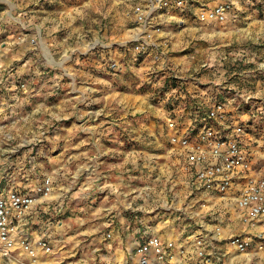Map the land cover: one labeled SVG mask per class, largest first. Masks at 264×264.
<instances>
[{"label":"rangeland","instance_id":"rangeland-1","mask_svg":"<svg viewBox=\"0 0 264 264\" xmlns=\"http://www.w3.org/2000/svg\"><path fill=\"white\" fill-rule=\"evenodd\" d=\"M136 1L0 0V187L6 188L8 180L6 149H14L15 154L20 153L25 165L29 159L35 164H38V158L45 159L43 166L47 169H50V159L46 158L48 154H52L54 160L51 168L56 167L53 175L46 174V171L41 176L53 181V190L46 198L49 199L54 191L67 193L65 202L71 199L73 204L69 208L68 203L65 204L57 213L39 210L38 218L47 219V225L52 231L64 220L63 232L67 233V238L72 239L74 235L81 234V238L73 242L77 245L76 248L93 242L96 246L94 249H98L95 252L93 250L92 261L95 264L103 262L109 254V250L105 248L111 235L103 225L98 228L99 225L83 222V197L79 194L75 198L71 196L73 188L81 185L79 182L86 178V171L82 166H75L79 175L74 177L67 170V138L106 135L121 137L123 142L133 136L151 139L149 144L135 145L140 155L139 164L145 174L139 184L153 185L151 189L142 188L137 194L142 197L147 195L150 205L159 206L157 203L165 198L168 206L171 204L179 207L183 198L176 191L180 183L178 166L173 162V157L170 160L168 158L171 150L161 122L162 112L152 106V113L148 114L146 110H137L135 107L141 103L147 106L155 97L150 89L149 73L157 71L151 78L156 75L162 77L161 73L177 74L187 77V80L198 78L197 81L201 83L204 79L207 82L210 80L208 75H211L214 68L230 71L233 67L239 73L248 70L244 72L249 75L253 87H256L258 81L263 87L264 81V59H257L258 50L264 45L261 42L264 32L254 36L255 41H250L249 46H246L252 50L256 61L253 57L246 59L245 55H250L246 48L238 49L239 46L229 45L223 46L224 49L221 47L223 51L213 60L215 51L212 46L225 42L227 30L222 27L227 23L201 25L193 19H186L184 26L180 28L172 22L167 57L170 63L167 68L170 70L154 69L156 65L150 59L135 57L129 49L110 47L109 45L129 36L132 27L130 15ZM98 43H106L109 47L103 49ZM94 44L97 46L94 47ZM91 52L93 55L89 56ZM240 57L243 61H237ZM168 80L169 78L162 80V83H167ZM211 83L201 86L212 85ZM262 90H256L253 96L264 104V96L260 94ZM215 96L223 100L226 94ZM125 98H129L131 102ZM142 99L145 101L142 102ZM120 105H123L125 113L124 123H120ZM255 116L257 120L251 125L248 136L264 146V120L260 121L256 112ZM148 120L151 122L147 127ZM126 145L124 143L122 146L127 148ZM143 153L150 157L143 156ZM147 167L150 169L148 173L145 172ZM260 168H263L264 175V162ZM73 179L78 181L75 187ZM164 183L167 187H177L175 190L167 188L162 193L161 185ZM33 187L34 185H30L28 191H32ZM139 199L138 204L143 202ZM180 211H183L182 208ZM91 232L94 233L88 234ZM214 243L216 246L212 248ZM224 243V239L218 243L211 242L210 249L219 251L225 258L222 250ZM182 250H188V244L183 245ZM110 251L114 253L113 248ZM243 261L233 258L234 264H241ZM246 263L264 264V260L254 259Z\"/></svg>","mask_w":264,"mask_h":264},{"label":"crops","instance_id":"crops-1","mask_svg":"<svg viewBox=\"0 0 264 264\" xmlns=\"http://www.w3.org/2000/svg\"><path fill=\"white\" fill-rule=\"evenodd\" d=\"M202 1L207 4H211L225 2L228 0ZM230 1H232L235 5V10L233 11L234 19L222 27L227 30L226 39H224L225 42H222L223 44L218 43L212 46L215 51L213 52V54H215L213 56V60H215V58L223 51L221 47L224 49L225 47L223 46L229 45L232 47L239 46L237 47L238 49L246 48L247 54L250 53V55H245L246 59L248 60L250 59L249 57H253L256 61V56L251 53L252 50L246 46H249L250 41H255L254 36L256 37L264 32V0ZM192 11L194 12L193 9ZM184 16L185 15H182L181 17ZM178 17V13L176 12L175 19L169 21L170 23L168 22L167 32L165 33L167 39L170 37L172 32V26H170V24L172 22L178 24L180 20ZM130 18L132 27L130 29L129 36L126 39L120 40L118 43L109 45L110 47L115 46L116 48L118 46L120 49H123V43L128 42L136 34L137 29L133 16L130 15ZM184 21L185 19H183V24H178V27H183L185 23ZM261 42L263 43L264 39H262ZM95 44L93 45L94 47L97 46ZM99 44L100 43H98V45ZM99 46L103 49H107L108 45L106 43H101ZM258 54L259 57L257 59H264V45H261V48L258 50ZM91 55H93V52L89 54V56ZM241 60H243V58L240 57L237 61ZM169 64L170 63L168 62L167 65L169 66ZM217 68H214V71L210 73L211 75H208L210 76V80L208 82H212V85H209L210 87H217L218 89L236 92L243 96L249 93L254 94L256 93V90L263 89V92L261 93L260 91V94L262 97L264 96V81L263 87L260 81L256 83V87H253V83L250 81L249 75L244 72L248 70H243L239 73L235 72L233 67L230 68L232 69L230 71ZM155 69L159 70L160 68L155 67ZM154 72L157 71L152 70L148 75V79L151 84L150 89L152 90L153 95L156 93V89L163 84L162 80H166L171 76L161 73L163 75L162 77L159 75L158 78L156 75V77L151 78V75ZM160 78H162V80ZM197 79L198 78H191L189 80L190 82H188V88H192L193 93H200V89H197L194 83L199 84V86L208 83L205 79L204 81L201 78L203 81H201V83L198 82ZM255 79L261 78L255 77ZM250 83L251 85L249 86ZM251 89H254V91ZM128 99L129 98H125L126 101L131 102V100ZM123 101L124 100H122V102ZM144 101L145 99H142V102ZM154 104L155 103L151 101L147 106L141 103L140 105H135V107H137V110L143 109L146 110L148 114H151L152 106L155 109L160 110ZM120 107V123H124L123 118L125 117V113L124 109H122L123 105H120ZM150 122L151 121L148 120L147 127ZM161 122H163L162 119ZM9 139L14 140L13 138ZM151 141V139L136 136L127 139L125 142H123L121 137L106 135H80L67 138L66 143L69 162L67 170H70L74 177L79 175V173H76L75 171V166L77 168L82 166V168L86 171V178L83 182H79L81 185L76 186L78 185V181L75 179L72 180V183L74 184L73 187H76L73 188L71 196L72 198H75L79 194L83 197V200L81 201L84 206L82 207L83 222L87 224L99 225L98 228H101L103 225V228L107 229L111 235L110 240L108 239L106 241L105 248V250H109V254L105 256L106 258L103 262L99 261L98 264H140L134 253L140 240L145 234L159 235L172 241L175 240L176 242H174L176 247L188 244V250H186L187 254H180L179 251L176 250L177 263L197 264V258L192 249V239L194 236L203 232L210 234L208 231H213L215 227H219L221 237L214 239L213 241L218 243V241L225 239L230 234H241L247 232L248 228L242 223L239 211H237L234 207V200L230 195L221 197L217 194L208 193L190 186V173L185 168L184 160L180 156L179 151L174 150V147H172L169 142L168 144L171 151H168L169 154L167 152L168 158L170 160V158L173 157V162L175 161L178 166L177 172L180 178V183H178V187L176 186L177 188L171 185L167 187V184L164 183L161 185V187H163L161 192L163 193L165 189L167 190V188L172 190H175L176 188L179 196L183 198L181 204L179 207L171 204L168 206L166 199L161 197L163 200H161V202L158 201L159 203L157 204L159 206H154L152 204L154 206L153 208L149 203L150 200L147 195L143 197L138 195L137 193H139L142 188L151 189L153 188V185L139 184V182H142V177H144L145 174L144 170H142V166L139 164L140 155L139 152L136 151L135 145L149 144ZM124 143L127 144V148L122 146ZM13 150L10 151V149H6V162L8 163V169H6V171H8L6 189H17L19 191L28 190L29 186L35 185L43 177V175H45L46 171V174L51 173L53 175L52 172L56 167L51 168V164H53L52 160H54L52 154H48V157L46 158L50 159V169H47L43 166V163L46 162L45 159L42 160L41 158H38V164H35V162L33 163L31 159H29L27 161L28 163L25 165V160L22 159V155L20 153H13ZM128 150H130V152H127ZM250 150L258 154L259 166L260 164L262 165V161L264 159V155L262 153L264 152V148L259 144L257 147H250ZM255 153H253V155H255ZM17 155H21V157H18ZM144 155L150 157L147 153H143V156ZM32 163L33 166L31 165ZM262 169L263 168H261V171ZM35 170L38 172L36 173ZM148 170L150 169L147 167L145 172L148 173ZM65 191L66 190H64V192ZM67 196V193L65 194L54 191L53 195L49 199L45 198L42 200L43 203L39 204L37 209L50 213L55 211L57 213L67 203L69 208L73 202H71V199L65 202V200H67ZM139 198L143 201L140 204H138V201L140 200ZM181 208L183 211H180ZM153 210L156 212L152 213ZM138 213H141L142 216H138ZM181 214H184L183 217L180 216ZM50 215L51 214H49V216ZM32 217H35L31 221L32 225L30 227L32 239L35 240L41 237H47L53 248L52 253L47 255L38 251L36 264H95L93 262L94 260L92 261V255L93 250L94 252L98 250L94 249L96 246L93 245V242H89L81 248H76L77 245H74L73 242H75L78 238H81V234L79 233L78 235H74L72 239L71 237L67 238V233L64 234L63 232L64 220L63 222L61 220V223L57 224L56 230L52 231L50 226L47 225V219H39L35 214ZM99 230L96 231L98 232ZM253 230H255V228L252 230L249 229L248 231L253 232ZM94 232L88 234L91 235ZM223 245L222 250H224L225 258H223V255L219 251L215 250L213 254H216V256L211 255L208 257L210 262L205 264H223V262L227 263L228 261H230L228 264H234L233 258L238 259L239 262L244 260L241 264H247L246 262L249 263L250 260L252 261L254 259L264 260V252L256 254L253 251L249 254L240 255L230 249L226 243ZM215 246L216 243L211 245L212 248H215ZM112 248L114 249L113 254L110 251ZM209 250L211 251L210 247ZM4 262L6 264H31V260L19 250L15 251L13 256L9 259L0 258V264H3ZM153 264L162 263L158 262Z\"/></svg>","mask_w":264,"mask_h":264},{"label":"built area","instance_id":"built-area-1","mask_svg":"<svg viewBox=\"0 0 264 264\" xmlns=\"http://www.w3.org/2000/svg\"><path fill=\"white\" fill-rule=\"evenodd\" d=\"M234 10L235 5L230 0L211 4L202 0H137L132 10L137 32L122 48L131 50L135 57L150 59L156 68H166L170 41L165 33L176 12L180 19L178 24H183V19H193L198 24L208 25L228 23L234 19ZM188 82L175 74L156 89L153 102L162 112L168 142L184 160L190 173V186L221 197L230 195L234 200V207L248 229L241 234L228 235L224 239L227 246L240 255L253 251L263 253L264 176L258 154L250 150L262 144L248 134L257 120L255 112L260 121L264 120V104L252 93L243 96L209 85L203 87L194 83L200 93H193ZM221 93L226 94L223 100L215 96ZM52 190L53 182L49 177L41 178L32 191L0 187V258L9 259L19 250L31 264H36L38 251L45 255L52 253L50 240L47 237L32 239L30 229L35 218L32 216L40 214L37 207ZM254 228L253 232L248 231ZM220 237L219 227L210 234L203 232L194 236L192 249L197 264L210 262L208 257L216 256L209 247ZM176 250L187 254L172 240L145 234L134 254L140 264H179Z\"/></svg>","mask_w":264,"mask_h":264}]
</instances>
